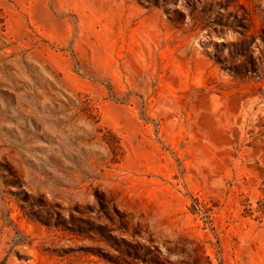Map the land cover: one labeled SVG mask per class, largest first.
Here are the masks:
<instances>
[{
    "label": "rangeland",
    "instance_id": "rangeland-1",
    "mask_svg": "<svg viewBox=\"0 0 264 264\" xmlns=\"http://www.w3.org/2000/svg\"><path fill=\"white\" fill-rule=\"evenodd\" d=\"M0 264H264V0H0Z\"/></svg>",
    "mask_w": 264,
    "mask_h": 264
}]
</instances>
